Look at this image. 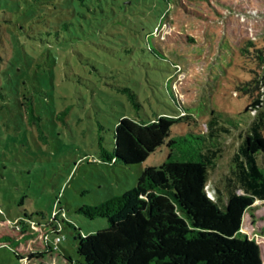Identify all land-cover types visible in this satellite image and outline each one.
<instances>
[{"label": "rangeland", "instance_id": "374dc122", "mask_svg": "<svg viewBox=\"0 0 264 264\" xmlns=\"http://www.w3.org/2000/svg\"><path fill=\"white\" fill-rule=\"evenodd\" d=\"M263 40L264 0H0L2 216L33 220L32 231L51 222L60 237L51 246L78 260L76 235L107 222L77 209L131 189L169 151L188 157L191 135L210 122L221 139L205 152L207 194L221 207L231 192L244 194L235 160L254 123L264 136V104L243 111L250 101L238 82L261 71L241 48ZM179 111L187 117L168 138L189 142L163 144L138 164L102 161L120 117L148 122ZM230 118L234 127L223 123ZM258 164L264 169V156ZM240 232L259 244L264 264V200L244 213ZM0 264L18 263L0 248Z\"/></svg>", "mask_w": 264, "mask_h": 264}, {"label": "trees", "instance_id": "16d2710c", "mask_svg": "<svg viewBox=\"0 0 264 264\" xmlns=\"http://www.w3.org/2000/svg\"><path fill=\"white\" fill-rule=\"evenodd\" d=\"M241 55L261 71L238 82L237 89L250 101L243 109L247 114L264 104V40L263 44L246 41ZM183 112L148 122L120 117L114 125L112 151L103 150L102 161L138 164L163 144L189 142L184 136L168 138L172 124L187 117ZM260 116L264 119V114ZM229 120L223 123L234 127ZM216 126L210 122L206 133L191 135L196 146H191L194 152L188 157H175L169 151L162 164L143 168L131 189L98 205L79 207L78 213L104 218L107 226L76 235L78 260L51 246L50 236L57 235L51 222L32 231L33 220L22 216L9 221L1 209L0 248L9 249L18 264H263L259 244L240 228L253 202L264 200V169L258 164V156H264V136L254 123L235 160L245 193L231 192L221 207L206 190L211 160L205 152L215 150L221 139L215 135Z\"/></svg>", "mask_w": 264, "mask_h": 264}, {"label": "built area", "instance_id": "2783aa9c", "mask_svg": "<svg viewBox=\"0 0 264 264\" xmlns=\"http://www.w3.org/2000/svg\"><path fill=\"white\" fill-rule=\"evenodd\" d=\"M56 214L57 213H53V216L55 215V217H56ZM57 231H58V228H57ZM59 241H60V237H59L58 232H57V235L54 237V242L58 243Z\"/></svg>", "mask_w": 264, "mask_h": 264}]
</instances>
